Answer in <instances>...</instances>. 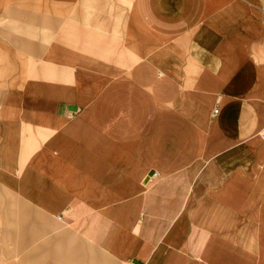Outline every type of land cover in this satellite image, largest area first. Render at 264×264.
Instances as JSON below:
<instances>
[{
    "label": "crops",
    "instance_id": "0c3cea01",
    "mask_svg": "<svg viewBox=\"0 0 264 264\" xmlns=\"http://www.w3.org/2000/svg\"><path fill=\"white\" fill-rule=\"evenodd\" d=\"M44 229L264 264V0H0V264Z\"/></svg>",
    "mask_w": 264,
    "mask_h": 264
},
{
    "label": "rangeland",
    "instance_id": "374dc122",
    "mask_svg": "<svg viewBox=\"0 0 264 264\" xmlns=\"http://www.w3.org/2000/svg\"><path fill=\"white\" fill-rule=\"evenodd\" d=\"M55 222L60 224L59 221ZM44 223L53 224L51 220H44ZM57 223L54 228H58L63 232V229ZM57 233L44 229L42 242L28 239L29 243L34 242V244H28L27 261L23 264H101L105 260L106 264H118L110 256L84 245L82 241L74 238L73 235L68 236L65 232L58 236ZM34 237L33 232L31 235L28 233V238ZM62 238L65 240H62ZM73 239L74 241H70Z\"/></svg>",
    "mask_w": 264,
    "mask_h": 264
},
{
    "label": "built area",
    "instance_id": "2783aa9c",
    "mask_svg": "<svg viewBox=\"0 0 264 264\" xmlns=\"http://www.w3.org/2000/svg\"><path fill=\"white\" fill-rule=\"evenodd\" d=\"M214 113H217V111H215Z\"/></svg>",
    "mask_w": 264,
    "mask_h": 264
}]
</instances>
